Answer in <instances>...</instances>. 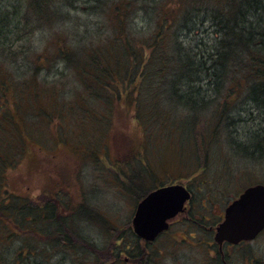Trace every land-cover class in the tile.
<instances>
[{
    "label": "trees",
    "instance_id": "trees-1",
    "mask_svg": "<svg viewBox=\"0 0 264 264\" xmlns=\"http://www.w3.org/2000/svg\"><path fill=\"white\" fill-rule=\"evenodd\" d=\"M79 5L84 7L80 10ZM83 11L96 18L97 40L93 29L78 20L76 14ZM0 12V102H5L0 106V210L7 217L4 222H15L16 231L12 229L11 235L16 233L10 238L24 236L21 260L27 254V260L40 255L47 239L49 247L45 249L53 250V256L59 255L65 264L69 259H77L78 264L83 260L89 263L87 259L91 264H103L85 246L98 249L91 236L85 237L81 225L100 224L107 232L112 226L115 236L117 231L106 212L86 204L85 199L75 206L73 218H56L55 206L49 200L40 210L33 199L9 193L7 171L21 163L26 136L36 140L31 136L33 129L38 136L59 128L57 142L66 143V136L76 132L79 139L75 146L85 153L84 144L106 137L103 129L107 130L109 111L118 103L126 113L133 107L134 121L145 125L151 140L157 137L156 125L181 122L180 129L186 134L182 142L196 147L189 163L183 153L179 155V165L186 174L199 168L215 171L212 174L237 169L232 166L235 155L228 151L242 158L264 157V0H31L22 15L24 24L31 30L50 25L51 36L40 52H32L27 43L16 44L20 10ZM70 24L73 32L64 28ZM27 35L26 30L18 37ZM66 87L69 92H62ZM66 94L77 97L72 106L62 101ZM46 97L50 98L49 108L42 104ZM64 105H68L65 113L61 109ZM70 119L76 125H68ZM33 121H37L36 126ZM88 123L98 129L97 136L84 134ZM167 131L161 135L174 133L170 127ZM203 142L218 147L214 149L216 157L212 147L203 146ZM156 146L149 150L157 153ZM148 158L138 157L139 162L129 171L123 162H117L120 182L113 180L112 184L136 199L142 198L161 181ZM215 164H228V168ZM86 205L94 216L85 215ZM40 230L45 234L42 241ZM125 239L121 253L133 259L131 244L135 239ZM104 240L111 245L110 240ZM143 262L152 264V259L148 255ZM47 263L56 264L50 259ZM117 263L127 264L123 259Z\"/></svg>",
    "mask_w": 264,
    "mask_h": 264
},
{
    "label": "rangeland",
    "instance_id": "rangeland-1",
    "mask_svg": "<svg viewBox=\"0 0 264 264\" xmlns=\"http://www.w3.org/2000/svg\"><path fill=\"white\" fill-rule=\"evenodd\" d=\"M31 0H0V10L1 11H8L10 14H12L16 9L20 10L21 14V24L19 29H17V33L15 35V40L18 39L16 44H29L31 46L32 52H40L42 46L49 40L51 32L50 25L46 23V26H49L42 29H35L31 30L30 25H26L23 22V13L25 11V7L30 5ZM58 2H61V0H57ZM82 4V3H81ZM80 10L84 7L82 5H79ZM74 11L73 13H75ZM1 13V12H0ZM78 17V20L83 22L82 25L87 24L90 26V29H93L91 33L93 34V38L97 40L98 38V31L96 28V18L93 14H86L84 11L81 13L76 14ZM1 16V15H0ZM1 18V17H0ZM93 23V25H92ZM100 22H98L99 25ZM67 25V24H65ZM141 27H144L146 25H139ZM64 27V26H62ZM69 32L72 31L73 25L70 24L66 27H64ZM28 31V35L24 36V38L19 39L18 36H21V34L25 35V31ZM71 34V33H70ZM45 47L42 48V50ZM30 49V48H29ZM60 71L64 72L63 69L60 67ZM69 72H65L64 75H68ZM70 77L69 75L67 78ZM59 77H56V80H58ZM54 80V79H53ZM52 80V81H53ZM66 81V79H64ZM70 82V81H68ZM71 83L69 84V86ZM74 84H72L73 86ZM194 86L197 87L195 84ZM74 87H76L74 85ZM195 87V89H196ZM69 88L66 87L63 89L62 92L66 91L69 92ZM77 98V97H76ZM75 97H70L66 94V97L62 100L64 103H67L71 105V101L76 99ZM72 99V100H71ZM5 102L2 100L0 102V106L3 105ZM134 105L135 100L132 102ZM43 107H48L50 104V98L46 97L42 101ZM169 105V102L166 104V107ZM68 105H64L61 107V109L64 110V113L66 112L65 109ZM98 108V106H97ZM100 110H103L101 107ZM110 112V121L107 123L104 130V135L106 136L104 140H98L95 142V144H84V149L82 151H85V153H81L78 148H76L75 143L76 140H78L79 136L76 135V132L73 134H69L66 136V139H68L67 143L64 141H58L56 139V134L58 133V129L53 127L52 130H47L46 132L42 133L41 135H35L37 133L34 129L32 131V137H34L36 140L30 141L28 137L25 138V144H24V150L23 153L25 154L21 159V163L15 167V168H9L5 177L6 180V186L7 190H9V193L13 195L14 197H26V198H32L33 200L38 199L39 200H52L53 197H55L58 200H64L67 203L73 205V210L76 205H79L82 203L85 199L86 204L90 203L93 207L100 209L101 211H105L106 214L111 218L108 219L109 223L111 225H117L122 229V232L120 233L121 236L127 234L128 231V225L129 221L131 220V217L134 214V208L137 206L138 202L141 198H137L135 196H132V194L125 190L126 192H123L121 187H117L113 183V180H115L116 184L119 183V179L116 178V176H121L119 168V163L123 162V164L126 167V170L129 171V169L136 166V163L139 162L137 160L138 157L147 155L149 157V166H152L154 170L157 172V174L160 175L159 180H164L165 183H169L171 181H183L187 182V179L197 180L196 182H207L204 186V188L210 190L214 187L216 188H222L224 190L223 198L219 201H217V206H220L225 201L231 200L234 195L239 189H241L247 181H256L258 180V177L263 178L264 180V157L257 156L256 158L248 157V158H242L237 153L228 151L227 154L230 156L235 155L233 157V164L235 168H237L238 173H241L244 169L247 167L254 168V169H261V171H255L252 173H249L250 175L243 179L242 182H238L233 184V186L227 187L228 185L223 183H217V181H214L216 179V176L212 173L214 171L210 172H204L201 175H189L186 174L185 171H183L181 168L183 166L179 165V155L181 156L182 153L184 154L185 158L187 159V162L190 161L191 153H194V149L196 147H193V144H188L187 141L182 142V140L186 139L185 132L180 129L182 127L181 122H174L166 124V127H163V125H156L157 128L155 129V132L157 133V137L153 138L152 140L147 136V131L145 125H140L138 122L134 121L135 116H133V107L131 112L128 111V113L124 112L118 103H114V106H111ZM183 112V110H181ZM183 114V113H182ZM182 114H179L182 115ZM181 120V119H180ZM178 120V121H180ZM56 124L60 123L59 121ZM81 122V121H79ZM75 124V121H71L69 124ZM82 123V122H81ZM7 124V123H6ZM3 125V128H6L7 126ZM34 126L37 125V121H33ZM8 125V124H7ZM76 125V124H75ZM185 126H188L184 124ZM92 124L88 123L86 124L88 131H86L84 134L89 136H97L98 135V129L94 128L95 126H92ZM167 127H170V130L173 129L174 133L172 135H161V133H168ZM247 129V125L245 126ZM206 128V127H201ZM243 128V127H242ZM207 129V128H206ZM102 135L101 130L99 131ZM180 132V133H179ZM39 134V133H38ZM195 134L193 133V136ZM163 137V138H162ZM81 139H87V137H80ZM194 140V137L192 138ZM63 140V139H62ZM203 140V139H202ZM150 142V143H149ZM201 143V142H199ZM104 144V145H103ZM151 144L157 145V153L155 150L150 151L149 149L152 148ZM203 146L204 142L202 143ZM153 146V148H154ZM207 146L212 147L210 150L213 152V156L216 157V153L214 149L218 148L217 146H212L211 144H207ZM206 146V147H207ZM205 147V150H206ZM152 148V149H153ZM208 148V147H207ZM155 149V148H154ZM152 154H149V153ZM155 152V153H154ZM207 156H209L208 151H205ZM217 152V151H216ZM177 153V154H176ZM218 153V152H217ZM211 154V152H210ZM224 154V153H223ZM94 157H96L99 161L94 160ZM219 155V154H218ZM225 155V154H224ZM240 155H244L240 153ZM194 156V155H193ZM177 157V158H176ZM210 157V156H209ZM50 158H52L53 165H56V167L51 168ZM218 160L217 158H214L213 161ZM209 161V160H208ZM119 162V163H117ZM101 163V164H100ZM230 164V163H229ZM218 167L221 168H228L227 165H219L215 164ZM236 165V166H235ZM147 166V165H145ZM146 170V169H144ZM226 171L229 172V169H226ZM220 173H226L225 170L219 171ZM233 172V171H231ZM235 173V172H234ZM224 175V174H222ZM220 175V177L222 176ZM225 176V175H224ZM160 182V183H161ZM250 184V183H249ZM247 184V185H249ZM217 185V186H215ZM131 186L132 183H131ZM227 187V188H226ZM215 188V189H216ZM245 188V187H244ZM139 189V188H137ZM229 189H232L233 192H231ZM137 190V193H142V191ZM206 192V190H205ZM230 196L229 197V194ZM47 200V201H48ZM55 204L59 205V208H61V203H57L53 200ZM85 209V215L89 214L91 216H94L95 214L92 213L89 209ZM209 208L212 210V205L209 204ZM134 210V211H133ZM56 218H59L55 214ZM70 217H74L73 212L71 213ZM7 220L6 216L3 215V210H0V263L1 264H48L47 260L50 259L52 262L59 264V261L64 262V259L54 255V251L49 252L45 248H48V240L45 239L44 241V248L43 252L40 253V255H35V257H30V260H27L26 258H29V255H25V262L21 260L20 258V249L21 242L24 241V236L21 233V239L20 236L17 237V239H11L10 236L15 235V233L11 235L12 229L13 231H16L12 223L15 225V222H4ZM130 218V220H129ZM113 219V220H112ZM94 222H100L102 221L100 219L93 220ZM113 223V224H112ZM100 224H95L93 227L90 226V224H83L81 225L82 231L84 232L85 237L91 236L93 239V242L96 243L98 246L97 250H91V248L86 244L88 250H90L95 255V260L102 262L103 264H118L119 262L124 258L125 255H122V257H117L116 255V248L115 246V234H113L112 229H114L112 226L110 228V231L107 232V230H103ZM110 225L107 226L109 228ZM116 226V227H117ZM116 229V228H115ZM18 232V231H17ZM19 233V232H18ZM105 233V234H104ZM113 234V236H112ZM112 236V237H111ZM105 237V240H104ZM111 238V239H110ZM108 241L110 240V246L107 245V242L103 243L102 241ZM42 241V239H41ZM78 242V241H77ZM264 244V240L262 241ZM82 245V244H81ZM107 245V246H106ZM83 247V245H82ZM185 248H178V247H171V251L174 252L175 256H168V252L164 251V256L167 257H160L158 264H183L185 262L187 263H195L196 260L199 261L201 257V250L192 248L187 249L188 246H185ZM107 249L108 252L105 253L104 250ZM154 249H158L155 247ZM264 251V249H263ZM108 255V258L103 256L102 254ZM184 255V257H183ZM103 256V257H102ZM94 258V256H93ZM182 258L185 260L182 261ZM24 259V258H23ZM61 259V260H60ZM134 264L141 263L143 260L142 257H139L138 259H131ZM75 261V260H74ZM73 260L69 259L67 260L66 264H78L77 261L74 262ZM28 262V263H27ZM53 264V263H52ZM65 264V262H64ZM85 264V263H84ZM90 260H89V263Z\"/></svg>",
    "mask_w": 264,
    "mask_h": 264
},
{
    "label": "flooded vegetation",
    "instance_id": "flooded-vegetation-1",
    "mask_svg": "<svg viewBox=\"0 0 264 264\" xmlns=\"http://www.w3.org/2000/svg\"><path fill=\"white\" fill-rule=\"evenodd\" d=\"M49 161L51 163V168L56 167V165H53L52 158H50ZM196 170L198 172L190 171L188 174L195 176L197 174L201 175L206 171L202 168ZM255 171H261V169L247 167L241 173H238L237 169H229V172L225 170L226 173L216 172L213 175L216 176V179L214 180L220 181L222 179L221 183L226 185L228 184L227 187H230L235 183L242 182L244 178L250 175L249 173ZM222 174L225 176L220 177ZM196 181L197 180L188 178L187 182L179 180L165 183V181L162 180V182L160 181L161 183L155 186L152 190L147 191L140 199L137 206L134 208L135 211L133 210L134 214L131 217V220L129 218L130 221L128 225V231L126 232L127 234L121 236L120 233L122 232V229L116 225V243L114 248H116L117 257L120 258L122 255L121 247L125 244V238L129 239V237L132 236L135 239V243L131 244L132 250L135 253L134 259L142 257V259L145 260L149 255V257L152 259V264H158L159 258L165 257L163 252L166 250V253L168 252V256H175L174 252L171 251V247L173 246L180 249H186L185 246H188L187 249L195 248L201 250V257L199 258V261L196 260L195 263L185 262L183 264H264V244L262 243L264 240V229L252 240H242L237 243L224 241L222 245L216 241L218 228L226 219L228 207L240 199L247 189L261 185L264 186L263 178L258 177V180L256 181H247L245 185L235 193L237 195H234L231 200L229 199L228 201H225L220 206H217V201L223 198L225 188L222 189L214 187L209 193V189L204 188L207 182L199 183ZM174 185L184 186L190 194V198L184 203L182 211H180L176 216L167 220L168 228L160 232L153 241H147L140 238L137 235L133 225L139 203L142 202L152 192L163 187ZM229 190L233 192L232 189ZM228 194L229 197H231L230 193ZM22 198L27 200L32 199L26 197ZM40 198H42V196L34 201L39 205L40 210H42L45 209L44 205L47 203L48 199L40 201ZM53 200L57 203H61V208H59V205L55 204ZM49 202L54 204L55 214L59 216V218L64 216L65 218H70L71 213L73 212V205L67 203L64 200H58L55 197H53L52 200H49ZM209 204L212 205V210L209 208ZM40 232V236L38 238H45V234H43L44 232L41 230ZM155 247L158 249H154ZM142 253L146 254L145 257L142 256ZM155 253L157 254V258ZM123 255H125L123 258L125 263L134 264V262L130 259L129 254L125 253ZM83 258L85 259L84 256ZM143 260L141 263L139 262L137 264H144ZM87 261H89V259H87ZM182 261L184 262L185 260L182 258ZM84 262L85 261L83 260V264ZM86 264H88V262Z\"/></svg>",
    "mask_w": 264,
    "mask_h": 264
},
{
    "label": "water",
    "instance_id": "water-1",
    "mask_svg": "<svg viewBox=\"0 0 264 264\" xmlns=\"http://www.w3.org/2000/svg\"><path fill=\"white\" fill-rule=\"evenodd\" d=\"M190 198L182 185L160 188L147 196L137 208L133 221L137 235L153 241L168 228L167 220L182 211ZM264 229V186L249 188L230 205L225 221L219 226L216 241L237 243L251 240Z\"/></svg>",
    "mask_w": 264,
    "mask_h": 264
}]
</instances>
